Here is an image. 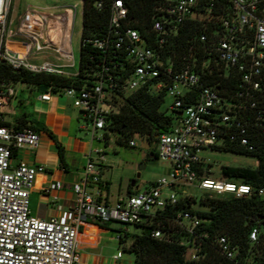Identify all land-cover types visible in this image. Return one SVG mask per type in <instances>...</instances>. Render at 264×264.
<instances>
[{
	"label": "built area",
	"instance_id": "obj_1",
	"mask_svg": "<svg viewBox=\"0 0 264 264\" xmlns=\"http://www.w3.org/2000/svg\"><path fill=\"white\" fill-rule=\"evenodd\" d=\"M205 1L165 0L159 5L152 23L158 45H164L170 33L176 35L188 19H210V14L218 6L211 0L205 15L201 12ZM225 1L227 5L219 7L223 12L221 23L216 24L221 30L215 31L217 38L213 40L209 52L205 53L208 58L197 65L199 71L185 70L176 74L171 68L164 67L156 50L146 45L137 30L125 26L128 10L122 2L116 1L110 36L88 41L95 49L108 54L112 72L106 69V73H99L98 80L91 88L65 89L62 93L73 100L85 123L91 126L93 140L101 142L104 137H96V133L104 131L108 116L117 113L113 97L121 99L118 93L127 95L128 92L147 89L149 93L157 95L166 91V95L174 98L171 107L173 127L158 136L156 155L157 159L170 163L169 179L160 180L148 190L120 198L114 204L95 199L88 187L100 185V171L105 163L104 151L97 149L88 156L83 177L73 187L76 201L72 216L38 219L30 209V194L37 176L45 168L29 166L25 162L14 164L13 154L20 150L36 149L41 140L40 134L32 129L13 130L0 126V264H80L78 237L83 224L93 222L137 228L151 226L159 213L169 206L175 207L181 198L189 197L179 193V188L184 185H197L199 189L211 193L207 194L211 199L242 198L253 193L252 187L245 184L226 178L222 181L210 179L206 176L209 171L204 168L200 157L203 151L225 147L227 143L240 141L241 145L249 146L243 124L245 114L247 110L257 107L256 103L251 102L254 95L264 92V0ZM13 5L14 0H0V64L5 63L15 71L25 70L39 75H66L68 69H75L72 49L57 50L60 55L58 61H63L62 64L49 60L31 62V56L37 57L51 47L44 30L48 29L50 20L57 16L29 9L21 19L19 28L13 31ZM97 7L103 9V2L99 1ZM76 15L77 7H74V21ZM58 21L61 29L69 31L68 15H60ZM14 36L28 40L24 44V51H13L8 47L9 38ZM202 41L205 42L206 37H202ZM117 51L126 54L132 67L131 75L121 87L115 81L121 77L118 66H122ZM214 53L217 58H214ZM228 69L242 76L233 97L222 96L203 79V76H225ZM13 86L0 84V107L5 98L15 96ZM191 91H194V98L189 95ZM53 97L52 92L48 91L42 94L41 100L50 102ZM259 119L264 121L262 115ZM128 146L136 147L133 140ZM249 150L253 149L250 147ZM62 189L61 183H53L43 192L51 195ZM166 189L170 191L168 194L164 193ZM176 222L177 231L194 238L192 242L183 240L180 243L188 247L187 260L200 261L203 244L211 237L204 226L208 221L194 210V214L180 212ZM122 233L125 235L128 232L122 230L118 234L119 241L124 237ZM174 234L168 235L160 229L153 231L156 239L169 242ZM250 240L252 244L259 243L258 228L252 230ZM214 243L227 259H235L238 252L230 247L225 237H217ZM123 256L121 251L114 260L119 261Z\"/></svg>",
	"mask_w": 264,
	"mask_h": 264
},
{
	"label": "trees",
	"instance_id": "obj_2",
	"mask_svg": "<svg viewBox=\"0 0 264 264\" xmlns=\"http://www.w3.org/2000/svg\"><path fill=\"white\" fill-rule=\"evenodd\" d=\"M83 1V30L81 37L80 62L77 75H50L33 74L25 70L15 71L5 63L0 64V84L16 85L25 84L29 87L45 92L51 91L54 96L62 95L65 89L81 90L91 88L98 80V74L106 69L112 72L113 66L107 53L95 49L90 40L106 38L110 36V24L113 16V5L116 1L128 10V17L125 26L137 30L146 45L160 56L165 68H171L174 74L185 71H199L200 65L208 56L205 54L212 48V42L217 38L216 30H221L220 24L222 10L221 6L227 5L225 0H214L218 8L210 14V19L194 20L188 19L178 30L177 34L170 33L166 36L164 45L159 46L155 34L152 31L153 18L157 14L156 9L165 0H80ZM103 2V9H98L97 3ZM221 2L220 5H218ZM211 0L205 1L202 13H208ZM220 7V8H219ZM210 20V21H209ZM206 37V41H202ZM119 62L118 71L121 73L120 79L115 81L120 85L131 75L132 67L127 61L126 54L117 51ZM217 54L214 53V58ZM229 73V74H228ZM231 73V74H230ZM203 79L214 87L224 97H233L238 86L241 84L242 76L232 73L228 69L225 76H203ZM229 88V89H228ZM44 92V93H45ZM121 99L113 97L114 103L123 101L119 112L111 114L106 119L104 129V139L109 140V134L117 137V143L127 146L132 141L134 135H141L150 144H156L158 137L167 133L173 127V117L161 111L165 103L166 91L157 95L149 93L147 89H142L126 96L122 92L118 93ZM189 95L194 98V91ZM251 102L256 103V108L247 110L245 114L244 127L246 138L250 144L248 147L241 145L240 141L227 143L225 147L215 148L213 151L225 152L258 159V168L224 167L222 169L223 178L228 181L245 184L253 189L250 196L242 198L228 197L226 199L209 198L207 195L201 198V205L207 207L206 212L196 214L208 221L204 226L211 234L210 240L206 241L202 247V258L200 261H189L186 258L187 248L181 246L183 240L192 242L194 238L184 232L177 231V215L180 212H190L194 214V197L181 198L175 207L169 206L159 213L158 219L151 226L141 228V235L130 237L126 233L120 240V245L127 253L135 256V264H252L264 263V229L259 218L264 216V92L254 95ZM194 103V101L192 102ZM189 104V103H188ZM2 117V116H1ZM28 121L18 120L16 125H11L0 121V126L13 130L32 129L36 132L45 130L33 124L28 126ZM253 150L250 151L249 148ZM64 149L59 145V156L62 163L64 159ZM16 152H14L13 157ZM151 156L157 159L155 151ZM203 174V173H202ZM207 174H210L207 172ZM107 189L109 184H107ZM263 192L262 194L260 192ZM254 228L260 231L258 244H252L250 234ZM160 229L166 234L174 232L172 241L156 239L153 231ZM217 237H225L230 247L237 251L234 260L227 259L221 254L214 240ZM131 239V245L126 248V243Z\"/></svg>",
	"mask_w": 264,
	"mask_h": 264
},
{
	"label": "crops",
	"instance_id": "obj_3",
	"mask_svg": "<svg viewBox=\"0 0 264 264\" xmlns=\"http://www.w3.org/2000/svg\"><path fill=\"white\" fill-rule=\"evenodd\" d=\"M26 13L27 11L18 14L17 17L12 13L13 31L19 28L22 23L21 19ZM51 16H57V18H52L48 29L44 30L47 40L51 41V44H49L51 47L37 57L31 56L33 62L40 63L44 60H54L56 63L61 64L63 62L58 61L60 55L57 50L72 49L68 45V31L61 29V23L58 21L60 15ZM25 43H28L27 39L14 36L9 38L8 47L13 51H24ZM66 75L72 76L69 72H66ZM16 93L15 90L14 97L4 99L3 105L0 107L1 121L16 125L20 119L27 120L28 126L33 124L38 128L45 129L38 132L41 140L36 149L17 151L13 158L14 164L25 162L29 166L45 168V171L37 176L35 186L30 194L32 215L42 220L61 217L70 218L76 201L73 187L81 181L88 162V156L93 152L92 145L84 137L87 127L84 126L82 115L74 107L71 98L58 95L54 96L50 102H46L41 100L44 92L30 88L28 101L19 100L21 109H19L18 114L10 119L6 110L13 108L16 104ZM22 107L25 109L23 110ZM27 107L30 108V111L26 110ZM59 145L62 146L65 152L64 163L60 160ZM151 158L154 159L153 156ZM53 183H61L63 189L53 192L51 195L44 194L43 189ZM135 185L134 183L128 188L127 196L139 192L134 190ZM88 191L95 199L107 200L110 203V186L107 189L104 185H90ZM121 231V229L115 228L114 224L100 225L93 222L83 224L79 229L78 237L80 264H135V259H127L124 256L119 261L114 260L120 252L118 251L120 245L118 234Z\"/></svg>",
	"mask_w": 264,
	"mask_h": 264
},
{
	"label": "rangeland",
	"instance_id": "obj_4",
	"mask_svg": "<svg viewBox=\"0 0 264 264\" xmlns=\"http://www.w3.org/2000/svg\"><path fill=\"white\" fill-rule=\"evenodd\" d=\"M74 7H77V15L74 21ZM13 14L15 17L18 14H22L29 9L41 11L46 15H63L69 16V31H68V45L72 47L74 59L76 63L75 69H68L72 75L77 74L80 62V50H81V37L83 30V2L80 0H15ZM75 22V24H74ZM70 50V49H68ZM55 62L54 60H51ZM32 63H37L33 62ZM63 62V61H62ZM64 63V62H63ZM62 64V63H61ZM17 98L15 99V105L13 108H8V118L12 119L15 114H18L19 100L28 101L30 88L25 84L18 83L15 85ZM132 92H128L126 96H129ZM123 101L118 100L113 103L116 112H119ZM174 104V98L169 94L165 97V103L163 104L161 111L168 116H172L171 107ZM24 110L25 108L22 107ZM26 110L30 111L27 107ZM84 126L87 127L85 139L92 145V151L101 149L104 151L105 165H103L100 171L102 179L101 185L105 187L107 184L110 186V203L117 202L119 197H126L128 188L134 183L136 184L134 190L144 191L150 189L155 183L162 179H169V173L171 171L170 163L159 159L151 158V152L157 148L156 144H150L145 137L141 135H134L133 141L136 147L121 146L117 143V137L113 134H109V140L106 142L103 138L101 142L93 140L92 128L84 121ZM105 132H97L96 137H104ZM97 156L95 155L94 158ZM204 168L209 171L210 174H206L210 179L214 181H222V169L224 167L234 168H249L257 169L259 162L255 157H246L242 155H235L225 152L205 150L200 154ZM105 166V167H104ZM103 171V172H102ZM107 181V182H106ZM181 196L194 197L196 203L194 204V210L198 212H206L209 209L201 205V198L208 193L199 189L197 185H184L179 188ZM170 191L166 189L165 194ZM114 227L121 230H127L130 237L133 235H141L143 230L134 226L114 224ZM124 236V233H122ZM117 235V234H116ZM131 245V239L126 243L125 247L129 248ZM118 251L124 253V257L127 259H135L133 254L127 253L123 250V247L119 245Z\"/></svg>",
	"mask_w": 264,
	"mask_h": 264
},
{
	"label": "water",
	"instance_id": "obj_5",
	"mask_svg": "<svg viewBox=\"0 0 264 264\" xmlns=\"http://www.w3.org/2000/svg\"><path fill=\"white\" fill-rule=\"evenodd\" d=\"M9 55H10L11 57H13V55H12L11 53H10ZM41 91H42V92H45L46 89L43 88V89H41ZM157 137H158V136H157ZM130 195H131V194H130ZM259 220L262 221V227H263V229H264V216L261 217V218H259Z\"/></svg>",
	"mask_w": 264,
	"mask_h": 264
}]
</instances>
